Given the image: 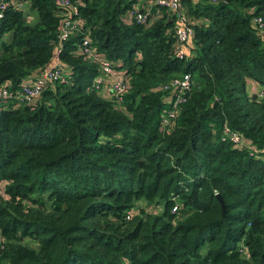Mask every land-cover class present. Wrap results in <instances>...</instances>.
Masks as SVG:
<instances>
[{"label":"trees","instance_id":"16d2710c","mask_svg":"<svg viewBox=\"0 0 264 264\" xmlns=\"http://www.w3.org/2000/svg\"><path fill=\"white\" fill-rule=\"evenodd\" d=\"M12 1L0 84L56 54L67 81L0 102V264H264V0H181L195 29L183 58L173 15L127 18L153 0H73L82 21L64 40L56 0ZM83 38L128 78L122 102L94 86Z\"/></svg>","mask_w":264,"mask_h":264},{"label":"built area","instance_id":"2783aa9c","mask_svg":"<svg viewBox=\"0 0 264 264\" xmlns=\"http://www.w3.org/2000/svg\"><path fill=\"white\" fill-rule=\"evenodd\" d=\"M60 6L64 8V15L61 19L59 38L67 39L69 35L80 29L81 16L79 9L73 0H56ZM13 4L12 0H0V18L4 15V11ZM23 4L18 3L17 6ZM163 12L173 15L178 20V24L174 29L175 51L179 58L186 55V44L195 34L193 19L185 14L181 0H153L145 7L133 6L127 10L128 19H135L139 22H153L163 15ZM255 24L259 28H264V14H258L253 17ZM79 50L86 56L94 59L99 63L100 72L94 77V86L102 89L109 85L108 95L116 102H122L124 93L127 91L129 80L122 74L116 72L112 61L97 53L90 44L88 38H83L79 46ZM56 81H67L66 69L61 64L57 54L54 56L50 64L41 67L38 73L27 78L19 87L12 88L9 81L0 84V102L3 104L15 102L20 105L22 103H31L35 101L42 91L50 84ZM190 74L184 73L172 79L171 85L176 87L170 107L165 114H162L161 122L163 126L169 123L170 117H173L179 104L184 100L183 91L189 85ZM257 96L264 101V88L256 91ZM231 139L238 141L240 139L236 132L230 133ZM176 209V206L173 207ZM131 214L128 211L127 217Z\"/></svg>","mask_w":264,"mask_h":264},{"label":"water","instance_id":"95a60500","mask_svg":"<svg viewBox=\"0 0 264 264\" xmlns=\"http://www.w3.org/2000/svg\"><path fill=\"white\" fill-rule=\"evenodd\" d=\"M252 96L255 97L256 93H253ZM216 196H217L218 200L220 201V204H221V207H222V212L224 213V211H225V202H224L222 196L219 193H217Z\"/></svg>","mask_w":264,"mask_h":264},{"label":"rangeland","instance_id":"374dc122","mask_svg":"<svg viewBox=\"0 0 264 264\" xmlns=\"http://www.w3.org/2000/svg\"><path fill=\"white\" fill-rule=\"evenodd\" d=\"M182 4V3H181ZM182 6H183V8H184V5L182 4ZM29 17L30 18H28V19H30V20H34V18H35V13L33 14H31V15H29ZM4 39H5V37H4ZM132 212V211H131Z\"/></svg>","mask_w":264,"mask_h":264},{"label":"crops","instance_id":"0c3cea01","mask_svg":"<svg viewBox=\"0 0 264 264\" xmlns=\"http://www.w3.org/2000/svg\"><path fill=\"white\" fill-rule=\"evenodd\" d=\"M255 88V86H253V89ZM253 93H256V91L254 90V92Z\"/></svg>","mask_w":264,"mask_h":264}]
</instances>
